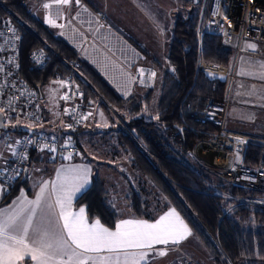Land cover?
<instances>
[{
	"label": "trees",
	"instance_id": "1",
	"mask_svg": "<svg viewBox=\"0 0 264 264\" xmlns=\"http://www.w3.org/2000/svg\"><path fill=\"white\" fill-rule=\"evenodd\" d=\"M41 1L0 0V14L12 20L23 33L22 78L25 83L40 89L43 100V88L59 80V77L70 74L69 63L77 59V54L29 9L30 3H34L37 8L36 2ZM189 4V11L177 13L171 31L165 32L170 42L166 60L175 68V74L165 69L168 68L166 61L163 66L154 60L148 65L145 51L147 59L140 64L156 70V81L162 74L157 120H148L137 114L144 105H147L145 108L150 107L154 96L153 87L141 86L144 95L133 93L128 99H122L84 61L79 64L76 82L84 96L86 114L97 102L99 107L109 113L113 111L121 124L116 133L110 128L108 133L103 130L96 132V135L115 134L118 146L115 153L119 157H126L132 172L138 175L137 182L123 175L128 186V210L135 219L155 221L173 208L211 259L221 264H264V207L248 202L261 197V194L223 184L221 180L219 184V178L204 171L191 159L194 147L217 131L215 123L204 118V111L210 100H222L226 85L225 78L202 72L199 62L204 60L211 64L230 66L234 51L223 46L221 38L213 34H204L200 43L197 32L201 0L198 5L193 0ZM37 50L47 54L43 67L31 60L32 52ZM42 110L45 122L39 126L56 125V128L52 134H37L59 133L69 136L80 150L83 146L80 136L86 119L79 130L68 132L58 128V119H52L48 110L43 107ZM5 118L11 124L5 122L8 130L0 129V133L6 135L7 140L16 141L27 134L36 135L35 128L38 125L15 121L8 115ZM8 133L16 134L17 137L13 138ZM41 152L48 153L44 150ZM33 153L31 150L27 166H30ZM11 161L12 156L9 164ZM261 161L264 166V146L250 143L244 157L245 165L254 168ZM23 175L24 171L11 193L4 195L3 204H8L22 188L27 187L28 178L23 180ZM148 185H151V189ZM74 207H85L90 221L98 219L111 230L121 220L109 200L99 171L93 176L90 186L77 197Z\"/></svg>",
	"mask_w": 264,
	"mask_h": 264
},
{
	"label": "built area",
	"instance_id": "2",
	"mask_svg": "<svg viewBox=\"0 0 264 264\" xmlns=\"http://www.w3.org/2000/svg\"><path fill=\"white\" fill-rule=\"evenodd\" d=\"M47 15L50 18L63 19L58 36L77 54V59L69 63L70 74L59 77L64 83L60 99L62 108L58 119V128L68 132L79 130L86 119L84 96L77 85L76 75L81 61L86 62L122 99H128L137 86L152 87L156 82V70L140 65L144 59L143 48L131 43L124 35L114 29L108 22L107 15L95 9L85 0H71L67 5L50 2ZM70 6L67 17L65 8ZM87 9V11H85ZM201 10H211L208 16L202 14L199 22L198 37L200 43L204 34H213L221 38L223 46L232 48L234 57L230 67L208 63L200 60L199 69L205 73L226 79L221 101L210 100L204 111V118L212 120L217 131L208 139L200 141L191 153V159L201 168L217 175L225 184L243 188L261 197L253 200L264 207V166L263 161L257 167H248L243 154L251 142L264 146V133L240 132L228 128V112L234 104L233 84L236 76L237 58L240 54L252 59L264 60L261 50L244 49V42L264 45V0H201ZM15 29V33H13ZM23 33L7 17L0 14V112L11 119L30 125L45 122L42 110L40 89L25 83L22 78V44ZM31 60L43 67L47 54L37 50L32 52ZM169 72L175 74V68L166 60ZM141 69L143 73L141 74ZM155 73L153 76L152 73ZM64 97H67L65 99ZM65 117L67 120L65 122ZM69 136L45 134H27L16 141L8 139V145L16 149L17 156H12L11 168L0 177L9 195L13 186L22 176L28 165L31 150H44L50 154L51 162L58 165L71 161L80 152ZM31 141V143H29ZM47 145V148L45 147ZM55 147V152L48 148ZM11 149V148H10ZM25 159H20V154ZM12 155V149H11ZM71 156V159L65 157ZM222 160L223 163H219ZM14 177L7 180V177ZM173 264H198L190 256Z\"/></svg>",
	"mask_w": 264,
	"mask_h": 264
},
{
	"label": "snow or ice",
	"instance_id": "3",
	"mask_svg": "<svg viewBox=\"0 0 264 264\" xmlns=\"http://www.w3.org/2000/svg\"><path fill=\"white\" fill-rule=\"evenodd\" d=\"M70 2L55 0L56 4ZM76 3L79 4L80 0ZM51 6L48 3L43 5L46 9ZM47 22L56 26L51 19ZM248 47L256 48L254 44ZM140 71L142 74L143 69ZM8 147L16 157V149L12 145ZM48 151L55 152L56 149L51 147ZM25 158L21 153L20 159ZM65 159H71V156ZM0 161V177L9 170L16 171L2 155ZM88 172L87 168L62 167L57 170L55 180L41 182L35 199L21 196L7 209L0 210V264H25L26 261L34 264H147L149 250H153L154 245H178L193 235L175 209L152 223L121 220L115 230L103 226L98 219L89 223L84 207L78 212L72 211L74 198L87 187ZM13 178L9 176L7 180ZM4 191L6 189L0 185V193ZM52 217H56L55 222ZM30 235L33 238L30 239ZM104 252L110 255H88ZM157 254L164 256L167 253L159 250Z\"/></svg>",
	"mask_w": 264,
	"mask_h": 264
},
{
	"label": "rangeland",
	"instance_id": "4",
	"mask_svg": "<svg viewBox=\"0 0 264 264\" xmlns=\"http://www.w3.org/2000/svg\"><path fill=\"white\" fill-rule=\"evenodd\" d=\"M89 3L94 8H101L104 10V13L107 14L108 22L110 25L114 27L118 32L124 35L128 40H143L144 47L147 49L146 53L148 55L147 64H152L150 61H157L160 65L163 66L166 61V57L169 54L170 42H168L167 38L165 40L160 38L162 31H170V21L167 19L166 12L162 11L165 6H170L173 10V14L171 17H176L177 13H187L191 8L189 1L191 0H88ZM29 9L32 10L34 14L37 15V8L34 3H30L28 5ZM148 7L149 11H146L145 8ZM211 10H199L200 18L202 14L208 16ZM146 15L151 17L150 19L146 18ZM39 18H44L45 14L43 12L42 16ZM154 17V18H153ZM162 17L163 20H162ZM155 19V20H154ZM172 23V22H171ZM164 28H161L162 26ZM161 28V29H160ZM134 37V38H132ZM162 40V41H161ZM161 41V42H159ZM137 43V41H134ZM252 44V43H251ZM246 42L243 43L244 49H250ZM256 46L255 50H259L261 47L258 44H254ZM264 52V48H261ZM251 57L247 55L241 54L239 57V61L250 59ZM231 66V64H230ZM226 66V67H230ZM150 67V66H149ZM165 67V66H164ZM167 70L168 68L165 67ZM169 70V69H168ZM203 72V71H202ZM208 74V73H207ZM212 75V74H211ZM215 76V75H214ZM224 78V77H223ZM226 80V79H225ZM154 89V96L151 102L150 107L145 108L147 105H144L142 109H139L138 115L144 116L146 119L157 120L158 116V103L161 96L162 90V74H159L157 81L152 86ZM64 90V83L62 81H52L48 85L43 88L44 99L42 100V107L47 110L51 109L52 106L57 107V100L61 97ZM143 93V91H138ZM145 93H143L144 95ZM145 108V109H144ZM58 110L56 113L58 114ZM89 112L92 114V118L90 121H87L86 128L92 130L93 132H102L108 133L109 129H114V133L121 128V124L116 120L114 116V112L109 113L106 109L99 107L98 103H94L93 106L89 109ZM89 112L86 114V118L89 115ZM53 115V114H52ZM67 117H65V122ZM8 124H11L9 119L6 121ZM110 135L103 136L102 134L97 137L95 135L94 143L90 147L89 155L94 160L104 159V153L110 152L115 153L118 151L117 142L115 140V134L110 137ZM110 150V151H109ZM246 152L242 155L245 157ZM125 158L120 157L115 162L110 163V167L114 169V171H103L100 170V166L98 164H94L95 168H99V173L101 177L104 179L106 189L108 191V197L111 204L117 209L119 213H125L128 211L127 204V196H128V186L126 184V176L132 180H138V175L134 172L130 171L128 165L125 164ZM68 162V161H67ZM196 163V162H194ZM260 165V164H259ZM258 165V166H259ZM204 169V168H202ZM208 171L204 169V171ZM120 171V172H117ZM212 173V172H211ZM214 174V173H213ZM126 175V176H123ZM215 175V174H214ZM219 178L217 175H215ZM221 179L217 181L221 184ZM137 182V181H136ZM223 182V181H222ZM223 184H225L223 182ZM33 184H31L32 186ZM30 186V188H31ZM149 189H151V185H148ZM23 189L20 191L22 192ZM250 202V201H248ZM254 203V201H251ZM250 202V203H251ZM182 248L190 253L195 259H197L198 264H217L219 262L211 261L213 259L210 258L209 253L205 250L203 245L192 235L190 240H187L185 243L180 244ZM169 260H162L161 264H169Z\"/></svg>",
	"mask_w": 264,
	"mask_h": 264
},
{
	"label": "crops",
	"instance_id": "5",
	"mask_svg": "<svg viewBox=\"0 0 264 264\" xmlns=\"http://www.w3.org/2000/svg\"><path fill=\"white\" fill-rule=\"evenodd\" d=\"M54 1L55 0H43L41 2H36L37 3V16L38 15L42 16V14L44 12L45 17L40 18V19L45 23V25H47V27H49L55 33H58V31H59L60 27L62 26L64 20L48 17L47 9L43 7V5L45 3L49 4L50 2H54ZM97 9L102 10L104 12V10L101 8H97ZM145 10L149 11L148 7L145 8ZM173 10L174 9H172L169 5L165 6L164 9H162V11L166 12L165 14L167 15L166 16L167 19L169 18V21H170L169 25H170L171 29L173 27V22H174L173 18L171 17V15L173 14ZM70 12H71L70 6H67L65 8V14L67 17L69 16ZM146 18L150 19L151 17H149V15H146ZM163 18L164 17H162V20H163ZM49 19L54 21V24L56 26H53V24L48 23L47 21ZM161 28H164V26H162ZM170 31H167V30L161 31L160 30V33H161L160 38L162 39V37H163V39L165 40V38H167V36H166L167 34L165 32L169 33ZM132 38H134V37H132ZM129 41L133 44H136V46L143 48V53H144L143 61L146 60L147 56H146L145 52L147 49L143 45L144 41L140 40V39L139 40L134 39V41H137V43H135L133 40L132 41L129 40ZM161 41H159V42H161ZM246 43L247 44H251V43L252 44H258V45H260L261 48H264V45L259 44V43L248 42V41ZM261 48L259 50H261L263 52V50ZM248 50H250V49H248ZM254 51H257V50H254ZM236 76H237V78L235 79V82L233 84L234 104L230 107L229 112H228V118H227L228 128L231 130H234V131L250 132V133L256 132L258 135H262L264 133V60H256V59H252V58L242 60V62L237 60ZM138 91H142L141 86H137L135 88L134 94L141 95V92H138ZM61 97H62V95H61ZM61 97L57 100V102H58L57 107L52 106V108L50 110L47 109L51 115L53 114L51 117L52 119L58 118L59 115L61 114V108H62V105L60 102ZM56 110L59 111L58 114L56 113ZM91 118H92V114L89 112V115L83 124L84 130L82 131L81 136H80V143H82L83 146H82V148H80V152H79L78 156L73 158L72 161L62 162V163H59L58 165H56V164H53L51 162V158H50L48 153L41 152V150H39L37 148L33 150L34 153H33L32 157H30V162H29L30 166H27L28 167V173H27L28 185H27V187L22 188L23 189L22 192L19 191V193L16 194L8 204L2 203V200L4 198V192L0 193V210L7 209L9 206H11L13 204V201H16L17 198L21 197V196H24L29 200L35 199L36 195L39 192L41 182L55 180L57 170L62 168V167L65 169L77 168V167L89 169L87 187L81 193H78L77 197L80 196L90 186L93 176L95 175V173L97 171H99V168H95L94 164L95 165L98 164L100 166V170L102 169L103 171H107V170L108 171L109 170L114 171V169H112V167H110L111 166L110 163L115 162V161H117V159L120 158L117 153H110L111 151L109 150L110 152L104 153V156H105L104 159L97 160V161L94 160L93 158H91L89 155V152L91 150L90 147L95 142L94 137L96 135L95 131L93 132L92 130L86 128V123H87V121L91 120ZM55 128H56V125L38 126L35 128L36 132L35 131L34 132L36 134L41 133V132H43V133L46 132L48 134H52V133H54ZM8 134L13 138L17 137L16 134H13V133H8ZM113 135L114 134H112L110 137H112ZM7 142H8V140L6 138V135H3L0 133V155H2L3 157L7 158L8 161H10L12 155H11V149L8 147ZM124 160L126 162L125 164L128 165V159L125 157ZM0 163H2V161H0ZM128 168L130 171H132L130 164L128 165ZM103 181H104V179H103ZM31 184H33V185L31 186ZM0 185H2L1 182H0ZM30 186H31V188H30ZM105 187H106V185H105ZM49 192H50V185H49ZM47 195L48 194H46V197H47ZM77 197L74 198V200H73V204H72V211L73 212H78L80 209V208L76 209L74 207V203H75V200L77 199ZM51 199L54 201V197H51ZM113 207H114V205H113ZM171 209H173V208H171ZM171 209L167 210L165 213H167ZM56 211L58 212V209ZM85 213H86V208H85ZM165 213H163L162 215H164ZM119 215L121 216V220H128V219L139 220V219H135L131 215V213H129V210L123 214L119 213ZM86 217H87V213H86ZM52 219L55 222L56 217H52ZM87 219H88V217H87ZM158 219L159 218H157L156 220H158ZM181 219H182V217H181ZM37 220H39V216L37 217ZM88 221H89V223L94 222V221H90L89 219H88ZM144 221H147V220H144ZM155 221H148V222L152 223ZM113 230H115V229H113ZM31 238H33V237H31V235H30V239ZM190 238L191 237L187 238L186 240L182 241L180 244L185 243L187 240H190ZM180 244L173 245L170 243L168 245H154L153 250H149L151 254L147 258V264H161L162 260H164V259L169 260L170 261L169 264H173L175 262L182 260L185 256L193 257L190 253L185 251ZM159 250H163L167 254L164 256H159L157 254V252ZM88 255L97 256V255H110V254L107 252H104V253H99V254L89 253ZM195 260L197 261V259H195ZM211 261H215V260L213 259ZM28 262H29V264H34V262H32V261H28ZM217 264H221V263H217Z\"/></svg>",
	"mask_w": 264,
	"mask_h": 264
},
{
	"label": "water",
	"instance_id": "6",
	"mask_svg": "<svg viewBox=\"0 0 264 264\" xmlns=\"http://www.w3.org/2000/svg\"><path fill=\"white\" fill-rule=\"evenodd\" d=\"M193 1L195 5H198L199 0H193ZM5 122H6L5 114L3 112H0V129L8 130V127L6 126ZM27 173H28V167L24 169L23 180H26Z\"/></svg>",
	"mask_w": 264,
	"mask_h": 264
},
{
	"label": "bare ground",
	"instance_id": "7",
	"mask_svg": "<svg viewBox=\"0 0 264 264\" xmlns=\"http://www.w3.org/2000/svg\"><path fill=\"white\" fill-rule=\"evenodd\" d=\"M241 55V54H240ZM240 55L238 56L237 60L239 59ZM252 143V142H251ZM250 144V143H249ZM224 162V161H223ZM222 160L219 161V163H223ZM255 200V199H254ZM253 201V200H250V202ZM249 202V203H250ZM252 203V202H251ZM252 204H255V203H252ZM257 205V204H256Z\"/></svg>",
	"mask_w": 264,
	"mask_h": 264
}]
</instances>
